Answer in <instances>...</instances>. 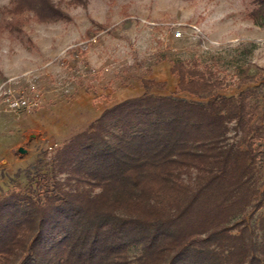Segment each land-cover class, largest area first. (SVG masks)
Returning a JSON list of instances; mask_svg holds the SVG:
<instances>
[{"label": "trees", "instance_id": "16d2710c", "mask_svg": "<svg viewBox=\"0 0 264 264\" xmlns=\"http://www.w3.org/2000/svg\"><path fill=\"white\" fill-rule=\"evenodd\" d=\"M2 12L65 17L52 0H10ZM169 70L174 93L103 110L37 159L26 188L0 196V264H264V211L250 222L264 208V81L245 75L254 85L223 95L229 82L208 64Z\"/></svg>", "mask_w": 264, "mask_h": 264}, {"label": "rangeland", "instance_id": "374dc122", "mask_svg": "<svg viewBox=\"0 0 264 264\" xmlns=\"http://www.w3.org/2000/svg\"><path fill=\"white\" fill-rule=\"evenodd\" d=\"M52 2L65 17L38 22L24 12L15 16L19 29L10 31L5 25L15 17L2 12L10 0H0V196L26 188L37 159L46 162L103 110L146 90L174 93L175 62L208 64L229 82L218 91L223 95L254 85L240 82L245 75L264 81L259 0ZM143 79L165 87L146 88ZM19 99L26 106L13 104Z\"/></svg>", "mask_w": 264, "mask_h": 264}, {"label": "built area", "instance_id": "2783aa9c", "mask_svg": "<svg viewBox=\"0 0 264 264\" xmlns=\"http://www.w3.org/2000/svg\"><path fill=\"white\" fill-rule=\"evenodd\" d=\"M13 104L16 106V107H21V106H26V101L25 100H16L15 102H13Z\"/></svg>", "mask_w": 264, "mask_h": 264}, {"label": "water", "instance_id": "95a60500", "mask_svg": "<svg viewBox=\"0 0 264 264\" xmlns=\"http://www.w3.org/2000/svg\"><path fill=\"white\" fill-rule=\"evenodd\" d=\"M18 151L21 152V153H23L24 152V149L20 147V148H18Z\"/></svg>", "mask_w": 264, "mask_h": 264}]
</instances>
